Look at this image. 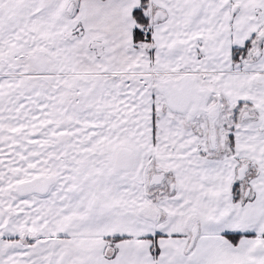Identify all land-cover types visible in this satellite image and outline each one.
<instances>
[{
    "label": "snow or ice",
    "instance_id": "6c2138e0",
    "mask_svg": "<svg viewBox=\"0 0 264 264\" xmlns=\"http://www.w3.org/2000/svg\"><path fill=\"white\" fill-rule=\"evenodd\" d=\"M0 264H264V0H0Z\"/></svg>",
    "mask_w": 264,
    "mask_h": 264
}]
</instances>
